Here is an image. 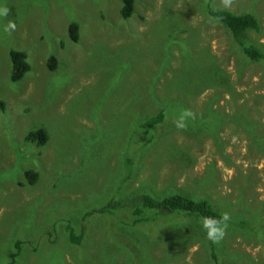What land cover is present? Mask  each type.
Listing matches in <instances>:
<instances>
[{
  "label": "rangeland",
  "instance_id": "obj_1",
  "mask_svg": "<svg viewBox=\"0 0 264 264\" xmlns=\"http://www.w3.org/2000/svg\"><path fill=\"white\" fill-rule=\"evenodd\" d=\"M122 2L0 0L9 9L0 17V264L14 253L13 264H214L211 254L220 264H264V226L247 233L232 223L264 225V60L249 61L206 14L208 5L253 14L259 32H248L247 44L264 52V0L229 8L221 0H133L128 19ZM71 22L77 43L68 39ZM11 50L30 64L17 83L9 79ZM158 107L166 119L139 148L140 121ZM184 109L195 118L181 131L174 120ZM41 128L45 145L25 140ZM135 150L123 193L207 198L231 216L219 244L195 216L84 219L113 197L122 153ZM27 171L38 174L35 184Z\"/></svg>",
  "mask_w": 264,
  "mask_h": 264
},
{
  "label": "trees",
  "instance_id": "obj_2",
  "mask_svg": "<svg viewBox=\"0 0 264 264\" xmlns=\"http://www.w3.org/2000/svg\"><path fill=\"white\" fill-rule=\"evenodd\" d=\"M134 2L133 0H123L122 7L120 9V14L123 18L128 19L133 13ZM206 14L209 18L215 20L219 18L217 22L229 35L230 43H233L235 47L251 62H261L264 60V52L253 44H247V33L250 31L259 32V23L256 17L251 13L235 14L227 9H221L218 7H212L210 5L206 8ZM68 39L77 43L79 39V25L76 22H71L67 28ZM9 58L11 62V71L9 79L12 83H17L21 81L24 76L30 71V64L27 62V55L24 52L11 50L9 52ZM56 58L51 55L47 59V67L50 71L56 69ZM0 108L4 109V103L0 101ZM147 118L142 119L138 126L139 139L136 141L140 142V146L146 147L155 141L153 131L155 132L162 123H164L167 113L162 107L157 109H147ZM261 139V138H260ZM25 140L31 143H35L38 146H43L48 140V134L45 129H37L30 131ZM260 141V148H261ZM264 151V149H263ZM138 152L135 150L132 157H128L127 153L124 151L121 156L122 162V173L118 181L117 191L114 193L113 197H109L104 205L100 208L87 212L84 214V219L90 217L94 213H105L113 215L118 212L130 213L134 218L136 224L145 221H156L160 217L168 216L172 214H179L184 216H195L200 218L203 216H212L219 218L221 212L215 208L211 202L204 197H199L201 199H193L188 195L183 194H171L163 197H153L148 195V193H137L135 195L124 194L122 189L123 185L128 182L135 171L136 156ZM26 180L30 185L35 184L38 179V174L32 171H27L25 173ZM152 212V213H147ZM230 222H228L229 225ZM235 227L240 229L249 230L247 233H257L258 228L260 229L259 222H255L247 217H242L234 221ZM68 238L74 244H79L81 241V236L76 235L75 231L71 226H66L65 229ZM205 232V231H204ZM206 235V234H205ZM17 248L18 245H17ZM9 264H13L16 254H11ZM214 264H220L217 262L214 254L210 256Z\"/></svg>",
  "mask_w": 264,
  "mask_h": 264
},
{
  "label": "clouds",
  "instance_id": "obj_3",
  "mask_svg": "<svg viewBox=\"0 0 264 264\" xmlns=\"http://www.w3.org/2000/svg\"><path fill=\"white\" fill-rule=\"evenodd\" d=\"M221 4L224 8H229L232 4V0H221ZM9 9L7 6H0V17H7ZM217 22L219 18H216ZM16 29V24L13 21H9L4 27V31L11 35ZM195 114L189 110L184 109L180 112L179 116L174 120L175 127L178 130H187V122L190 119H194ZM231 216L229 213L224 212L219 218L212 216L201 217V226L205 231L206 239L213 244H219L227 235L228 222Z\"/></svg>",
  "mask_w": 264,
  "mask_h": 264
}]
</instances>
